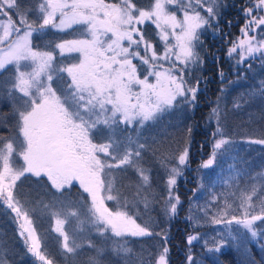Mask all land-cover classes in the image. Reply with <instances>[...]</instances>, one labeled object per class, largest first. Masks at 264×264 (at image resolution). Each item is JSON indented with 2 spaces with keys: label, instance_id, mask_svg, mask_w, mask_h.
<instances>
[{
  "label": "snow or ice",
  "instance_id": "1",
  "mask_svg": "<svg viewBox=\"0 0 264 264\" xmlns=\"http://www.w3.org/2000/svg\"><path fill=\"white\" fill-rule=\"evenodd\" d=\"M176 3L177 0H154L145 10L132 0H119L117 3H105L104 0H41L38 11L42 22L35 24L28 20L32 10L25 7L24 0H0V17L6 18L0 19V45H6L0 48V70H6L9 65L14 66L13 82L7 88V93L9 96L13 93L22 94L14 97L20 102L19 107L14 109L16 134L0 146V199L16 213L17 219L23 217V223L19 225L20 235L24 237L28 251L42 264L53 262L42 253L32 220L13 194L16 182L26 173L36 177L45 174L57 190L78 180L83 190L90 194V223L104 239L100 245L88 241L95 255L88 258L87 264H106L105 257L109 254L128 264L126 258L133 255V251L126 246L125 238L159 235L151 232L148 226L137 223L126 211L110 210L105 200L114 201L117 196H104L101 192L110 193L113 190L112 180L105 178L122 166L135 168L143 182L148 183L145 169L138 167L146 145L139 143L138 138L133 140L131 136H123L127 126L135 122L142 127L145 122L158 119L180 101H195L197 88L186 86L183 73L189 64L199 62L194 50L195 42L199 39L197 30L211 27L212 21L217 19L220 0H187L182 19H177L175 13L168 10L169 6ZM206 4L209 6L205 8ZM201 10L207 15L202 16ZM244 11L246 16H251L241 29L242 36L247 38L234 44L228 53L231 56L239 51L241 59L237 63H241L245 56L252 57L257 52L264 54V40L258 41L256 36H247L252 25L264 26V15H252L254 11L264 12V0H254L252 6ZM9 13L14 14L16 19L13 20ZM57 14L59 24L54 22ZM145 21H151L160 29L164 41L169 36L165 29H171L176 44L166 48L163 57L157 56L155 51L150 58L141 56L139 51H129L132 45L139 47L141 43L145 44V53L151 48V44L145 42L143 33L136 27ZM74 24L85 25L91 39L56 44L55 49H59L61 56L65 52H77L81 58L79 63L54 69L53 52L34 50L30 38L33 33L43 32L50 25L63 30ZM133 33H137L139 39H133ZM101 37H108L106 46ZM125 40L129 47H123L122 42ZM177 48L179 51L175 52ZM170 54L175 55L182 67L177 68L174 64L162 72L148 71L143 79L137 74V65L132 62V58L138 57L142 65H147L150 60H169ZM157 66L155 63L151 65L153 69ZM22 67L30 68V71H22ZM174 71L180 75H173ZM53 72L57 73L58 79H63L59 76L63 72L71 78L67 87L62 89L63 96L58 95L57 89L53 87ZM150 76H155V83L149 81ZM137 87L139 90H134ZM260 92L264 94V82ZM212 118L217 123L213 138H221L215 139L210 158L201 165L203 168L211 166L218 150L230 143L224 138L218 107L212 109L209 120ZM96 136L103 137L106 142L94 143L93 138ZM5 139L0 136V142ZM254 142L264 144V140ZM14 156L22 159L19 167L14 166ZM174 161L166 155L160 159L161 166L170 173L166 182L168 196L165 201L170 206L166 209L170 215L176 214L180 203L179 196H172V189L176 184L175 177L181 174L180 166L188 163L187 147ZM169 164H172L170 169ZM256 195L255 187L250 194L242 195L239 207L244 209L243 218L232 216L231 219H224L232 208L225 201L224 207L218 210L220 218L213 216L212 223L224 224L231 236L230 226L235 222L247 229L252 237H256L254 222H264V201H261L259 215H250L248 211L253 207L251 202ZM70 215L77 216L78 213L71 212ZM56 223V231L63 236V249L66 253H75L82 245L73 241L74 246H70L69 236L62 228L64 221L57 219ZM108 233H111L110 237ZM198 238L197 235H189L187 243L191 245ZM204 244L207 246L209 241L205 240ZM219 246L209 247L208 251H218ZM168 251L164 247L155 264H168ZM187 260L191 264L192 256L189 255ZM0 264L3 262L0 261ZM139 264H145L142 256ZM148 264H151V260Z\"/></svg>",
  "mask_w": 264,
  "mask_h": 264
},
{
  "label": "trees",
  "instance_id": "2",
  "mask_svg": "<svg viewBox=\"0 0 264 264\" xmlns=\"http://www.w3.org/2000/svg\"><path fill=\"white\" fill-rule=\"evenodd\" d=\"M104 1L116 3L119 0ZM231 1L233 8H228L222 14V20L220 19L222 31L224 29V32H221L223 35L216 40L212 48L208 42L211 40L207 38V48L202 47L200 50L203 65L189 74L190 78L194 77L189 86L197 84L203 88L196 95L195 101L190 103L189 108L183 105L173 108L171 112L161 115L146 127L127 126L126 131L122 133L123 136H131L134 140L138 138L139 143L146 145L138 165L148 172L149 180L145 196H139L136 170L124 167L114 171L118 178L115 179L116 188L125 196H117V200L110 201L109 205L113 207L116 202L122 204L139 224L148 226L151 232L159 234L125 238L126 246L133 251V255L126 258L128 264H139L141 256L145 264H148L149 260L151 264H155L164 247L169 250L168 264H189V255L192 256L191 264H264L263 238L255 242L247 235L233 239L220 229L222 224L212 223L213 216L220 218L218 210L224 207L225 201L231 204L232 208L224 219L239 216L243 211L239 207L241 197L247 192L250 193L253 187L257 189V195L253 196V207L249 210L261 212V201H264V179L259 178V173L264 171V144L254 142L264 140V94L260 92L264 82V57L257 56L254 60H249L237 71H240L237 75L229 71V63L224 59L215 58L223 47L234 45L240 36L239 30L245 23L241 22L242 12L248 7V3L254 0ZM40 2L41 0H24L25 7L32 10L28 15L29 22H42L38 11ZM132 2L146 9L153 0ZM9 15H12L13 20L16 19L14 14ZM258 15H264V12H259ZM73 30L74 28L46 29L32 36V47L57 54L55 45L58 41L70 38ZM257 31L258 37L264 38V26L257 27ZM144 38L149 42L156 40L154 28L150 24L145 26ZM60 76L63 79L56 76L55 85L64 87L68 80L65 75ZM2 79L0 77V136L6 139L0 142V146L8 139H13L16 134L15 105L7 93V83L1 81ZM202 82H205V85ZM213 98L218 100L224 138L230 143L218 151L211 168L202 170V162L209 158L213 151L211 131L206 126V117L212 110ZM94 138L103 140L101 136ZM186 147H189L188 163L185 167L188 170L183 174L185 179L181 177L180 184L184 188L185 183L199 178L202 187L198 193L186 192L187 196H184L182 204L177 206L176 214L170 215L164 207L167 169L161 166L160 159L166 155L173 161ZM15 191V197L32 219L44 255L52 260L53 264H87L88 258L95 255L94 250L88 246V241L100 245L104 238L90 225L88 209L91 207V200L85 192L77 186L56 191L46 178L33 176L22 178L16 184ZM71 212L78 215L72 216ZM56 218L64 221L62 226L69 236V245L74 246L73 241L82 245L75 253H66L63 249L62 237L53 227ZM14 219L13 214L0 200L1 258L6 264H36L21 241ZM107 235L110 237L111 233ZM189 235H197L199 238L189 245ZM205 240L209 241L207 246L204 244ZM221 242H227L224 251H208L209 247ZM105 261L106 264H124L110 254L105 257Z\"/></svg>",
  "mask_w": 264,
  "mask_h": 264
},
{
  "label": "rangeland",
  "instance_id": "3",
  "mask_svg": "<svg viewBox=\"0 0 264 264\" xmlns=\"http://www.w3.org/2000/svg\"><path fill=\"white\" fill-rule=\"evenodd\" d=\"M104 2H105V1H104ZM118 2H119V1H118ZM153 2H154V0H153ZM105 3H108V2H105ZM116 3H117V2H116ZM186 3H187V0H177V3L174 4V5H172V6H169V9H168V10H169V12H173V13H175V15L177 16V19H182V17H183V9H184V6L186 5ZM253 3H254V1H252L251 3H248L247 6H248V7H251ZM208 6H209V5L206 4L204 7L206 8V7H208ZM232 6H233V3H232L231 0H220V7H219V9H218V16H217V19H215V20L212 21V25H211V27H209V26H205V27H203V28L197 30V31H198V37H199V39H198V41L195 42V48H194V50H195V52L198 54L199 62L196 63V64H189V65L187 66V68L185 69L184 73H183L184 79H185V81L187 82V84H186L187 87H190V86H189V82H190L191 80L194 79V77H193V78H190V77H189V74H192L191 72H192V70H194L195 68L200 67V66L203 65V60L201 59V56H200V50H201V48H202V47H203L204 49L207 48V47H205V45L208 46V44H207V42H206L207 38H209V39L211 40V41H208V42L211 44V48H212L213 46H215V44H216V40L219 39V38L223 35V33H221V32H224V29H223V31H222V25L220 24V19L222 20V18H223V17H222V14H223L228 8H233ZM248 7H247V8H248ZM148 9H149V7L146 8L145 10H148ZM244 10H245V9H244ZM258 14H259V13L255 12V11L252 13V15H258ZM201 15H202V16H206L207 13H206L205 11L201 10ZM1 19H6V18L1 17ZM250 19H251V16H246V15H245V11H243V12H242V19H241L242 21H241V22H245V23H244L243 27H241V29H243V28L245 27V24H246ZM54 22H55L56 24H59V14H57V17H56V19H55ZM147 24H150V25L154 28V31H155V34H156V38H155L156 40H155L154 42H149V41H147V40L144 38V39H145V42L151 44V48L148 49L147 53H145V44H144V43H141L139 47H137L136 45H132V46L129 48V51H130V52L139 51V52H140V55H141V56H145L146 58H150V57L152 56V52L155 51V53L157 54V56H159V57H163V55H164V53H165V49H166V48H171L173 45L176 44V41H175L174 36L171 35V29H165L166 31L169 32V36H168V40H167V41H164L163 39H161V32H160V29H158V28L155 26V24H153L151 21H145L144 24H137L136 27H137V28L140 30V32L143 33V35H144V29H145V26H146ZM228 24H229V23H228ZM232 26H233V25H232ZM50 28H51V29H55V30H62V29H60V28H54V27H52L51 25L48 26L46 29H50ZM71 28H72V29L74 28V30H73V32H72L70 38H68V39H66V40H63V41H61V42L58 41L57 44H59V43H63V42L68 41V40L91 39L90 34L87 33V30H86V26H85V25L74 24V25H72ZM71 28H65V30H66V29H71ZM46 29H44V30H46ZM241 29L239 30V35H240V36L238 37V39L235 41L234 44L239 43V41H240L241 39H246V38H247V37H245V36H242V34H241ZM63 30H64V29H63ZM177 31H179V30L177 29ZM0 34H2V32H0ZM21 34H22V33H21ZM35 34H37V33H33V35H35ZM257 34H258L257 26H256V25H252V30H251V31H248L247 36H248V37L256 36V39H257L258 41H259V40H264V38H260V37H258ZM33 35H32V36H33ZM110 35H111V34H109V36H110ZM216 37H217V38H216ZM14 38H15V37H11V39H14ZM214 38H216V39H215V40H212V39H214ZM30 39H31V44H32V37H31ZM101 39L105 41V46H106V44H107V42H108V37H101ZM133 39H139V35H138L137 33H133ZM122 43H123V47H129V44H128V41H127V40L123 41ZM4 47H6V45H0V48H4ZM232 47H233V45H232L231 47H228V48H227V47H226V48L223 47V49H221V51L218 52L217 57H215V58H217V60L224 59V61H226L227 63H229V71H230V72H233L234 75H237V74L240 72V71H239V72H237V71H238V70H239V69H240L245 63H247L249 60H254L257 56L260 57V58H263V57H264V54H262L261 52H257V53H254L252 57L245 56L244 59H243V61H242L241 63H237V61H240L241 56H240L239 51H237L236 53H233L231 56H229V54H228V53H229V49L232 48ZM33 49H34V48H33ZM34 50H37V49H34ZM37 51H45V50H37ZM174 51H175V52H178L179 49L177 48V49H175ZM0 54H2V53H0ZM53 57H54V60H53V68H54V69L66 68V67H68V66H70V65H72V64L79 63V60H80V58H81L80 53H77V52H73V53H67V52H65V53L63 54V56H61V55L59 54V49H57V54L53 53ZM130 58H132V57H130ZM58 59H59V60H58ZM132 62H133L134 64L137 65V74L139 75V77H140L141 79H143L144 76L147 75V72H148V71H161V72H162L164 69L172 68L174 64H175V66H176L177 68L182 67V65L180 64V62L176 60V57H175L174 54H170V59H169V60H164V59H159V60H156V61H152V60H150V61H149V64H147V65H142L138 57H137V58H132ZM153 63H155L156 65H158V66H157L156 68H154V69L151 67V65H152ZM21 70H22V71H30V68H23V67H22ZM14 74H15V73H14V66H11V65L7 66L6 70H0V77L3 78L1 81L6 82V83H7V86L10 87V86H11V83L13 82ZM52 74H53V76H54L53 87L57 89V94H58V95L63 96L64 93L62 92V89L66 88L67 85L64 86V87L56 86V85H55V79H56L57 73H56V72H53ZM172 74H173V75H177V76L180 75V73L177 72V71H174ZM60 75H65V76H66V79L68 80V83H70V79H71V78L68 76V74H67L66 72L59 73V76H60ZM221 76H223V75H221ZM189 78H190V79H189ZM155 80H156L155 76H150V77H149V81H150V82L155 83ZM202 84L205 85V82H202ZM193 87H196V88H197L196 95H197L200 91H202V89H203L201 86H198L197 84L194 85ZM134 90H139V89H138V87H137V88H135ZM17 95H22V94L13 93L12 96H9L10 99H11V102H12V103L14 102L13 105H15V108H16L17 106L19 107V104H20V102H19L18 99H14V97L17 96ZM203 97H204V95H203ZM190 98H191V97H190V94H189V99H190ZM178 100H180V98H178ZM217 102H218L217 98H213V99H212V103H213V107H212V109L218 107ZM192 103H193V102H192ZM182 105H183L184 107H186V108H189V107H190V106H189L190 103H185V102H183V101H180V102L177 103L173 108H177L178 106H182ZM173 108L170 109V110H168V111H166V112H164L163 114H168L169 112H171V111L173 110ZM218 108H219V107H218ZM211 111H212V110H211ZM211 111H210V113H211ZM210 113H209V115H210ZM163 114H161V115H163ZM161 115H160V116H161ZM209 115L206 117V126L210 129V131H211V135H212L213 132H215V130H216L217 123H216L215 118H212L211 120H209ZM156 120H157V119H156ZM156 120L145 122V124H144L143 126L146 127V125L153 124V122H155ZM129 126H133L134 128H135V127H139V128L141 127V126H139V125H138L137 123H135V122H134L132 125H129ZM143 126H142V127H143ZM121 127L123 128L124 125H121ZM219 138H221V137L217 136L215 139H219ZM215 139L213 138V135H212V136H211L212 150H213V145H214V143H215ZM133 140H134V138H133ZM6 142H7V141H5L4 143H6ZM93 142L99 144V143H104V142H106V141H105L104 138H103V140H96L95 138H93ZM14 143H15V141H14ZM2 144H3V143H2ZM2 144H1V146H2ZM187 149H188V153H189V147H187ZM218 151H219V150H218ZM182 152H183V151H182ZM182 152H180V153H182ZM180 153H179V154H180ZM209 158H210V157H209ZM209 158H207L205 161H207ZM13 159H14V161H15L14 166L19 167L20 164L22 163V159L19 158V157H16V156H14ZM110 162H111V161H110ZM174 162H175V161H174V159H173V163H174ZM203 162H204V161H203ZM203 162H202V163H203ZM201 165H202V164H201ZM171 166H172V164H169V169H170ZM124 167H125V166H122V167L119 168V169H114V170L112 171V173H111V176L105 178L106 180H107V179H111V180H112V182H113V190H112L110 193H109V192H103V191H102V192H101V195H104V196H107V195H113V196H125V195H123L122 193L120 194L119 189L116 188V185H115V184H116L115 179H116L117 177L115 176V173H114V171H118V170H120V169H122V168H124ZM138 167H142V166L138 165ZM185 167H186V166H180V173H181V174L175 177V178H176V184L173 186V189H172V196H174V197H175V196H179V198H180V203H179V204H182L183 199H184L183 197H184V196H187V193H186V192L191 191L192 193H194V192L198 193V192L200 191L201 187H202V185L200 184V180H199V178L196 179V180L193 179L194 181H191V182L185 183V184H184V188H183V186H181V184H180V179H181V177H182L183 179H185V177L183 176V174H184L185 171L188 170V169L185 168ZM211 167H212V165L209 166L208 168H203V167H201V169L204 170V169H209V168H211ZM132 168H133V167H132ZM134 169H135V168H134ZM135 170H136V169H135ZM136 173H137V171H136ZM166 173H167V180H168V178H169V174H170L168 169H167ZM145 174L149 177L147 171H145ZM137 175H138V180H139V181H138V186H139V189H138V191H139V196H145L147 183H144V182H143V180L140 178V176H139L138 173H137ZM26 176H33V177H36V176L32 175L31 173H26L23 177H21V178L16 182V184H18L19 181H20L22 178L26 177ZM194 176H195V175H194ZM40 177H44V178H46V179L48 180L47 176H46L45 174H43V173L41 174ZM40 177H36V178H40ZM259 178H260V180H263V179H264V171H262L261 173H259ZM117 180H118V178H117ZM48 181H49L50 185L52 186L51 181H50V180H48ZM119 183H120V182H119ZM15 186H16V185H15ZM72 186H77L81 191L85 192V191L83 190V188L80 186L78 180H73L72 183H71V185H65V187H64L63 189H61V190H57V189H55L53 186H52V187H53L56 191H63V190H69L70 187H72ZM13 194H14V196H16L15 188L13 189ZM85 194H86V196H88L89 199L91 200V196H90V194L87 193V192H85ZM246 194H250V193L247 192ZM244 195H245V194H244ZM167 196H168V186H167V194H166V196L164 197V203H165V201H166ZM180 196H181V197H180ZM0 200L3 202L2 199H0ZM114 201H115V200H114ZM90 202H91V201H90ZM109 202H110V200H105V205H106L110 210H112V211H117V210H119V211H126V210L124 209V207H123L122 204L116 202L115 206L111 207V206L109 205ZM172 202L174 203L175 200H173ZM3 204L7 207V205H6L4 202H3ZM179 204H178L177 206H179ZM164 207H165V211H166V209H167L168 207H170V206L167 205V204L165 203ZM7 208H8V207H7ZM8 209L10 210V212L13 214V216H14V218H15L14 220H15V223H16V226H17L18 233H19V235H20V227H19V225H20L21 223H23V217H21L20 219H17V218H16V213L12 212V210H11L10 208H8ZM22 210L25 211V212H27L23 207H22ZM243 211H244V209H243ZM243 211L240 212L239 216H236L238 219L243 218ZM248 211H249L250 215H259V214H260V212H255V211H253V210H249V209H248ZM126 212H127V211H126ZM166 212H167V211H166ZM27 213H28V212H27ZM127 213H128V212H127ZM167 213H168V212H167ZM128 215L132 216V217L135 219V217H134L133 215H131V214H129V213H128ZM28 217L31 219V217H30L29 214H28ZM31 220H32V219H31ZM135 220H136V219H135ZM56 222H57V218L55 219V221H54V223H53V227H54L55 230H56V228H57V223H56ZM136 222H137V221H136ZM137 223H138V222H137ZM90 225H91L92 228H95L92 224H90ZM32 227H34V226H33V223H32ZM62 228H63V226H62ZM254 228H255V230L257 231V236H256V237H252V236H251V233L248 232L247 229H244L242 226L237 225V224H235V222H233V224L230 226L231 236H232V237H235V239H239V238L244 237L245 235H247V236L249 237V239H250L251 241H253V242L257 241L259 238H261V239L263 238V239H264V222H262V221H256V222H254ZM95 229H96V228H95ZM220 229H223V230H224L226 236H230V235H229V228H226V226H225L224 224H222V225L220 226ZM63 231H64V230H63ZM58 233H59V232H58ZM59 234H60V233H59ZM25 235H27V233H25ZM60 236H61V235H60ZM61 237H62V244H63V236H61ZM20 238H21V241L23 242V244L26 246V248H27V250H28V245L25 244V239H24V237L20 235ZM196 241H197V240H194L192 243H194V242H196ZM29 243H30V241H29ZM262 243H264V241H262ZM217 245H220V246H219V250H218V251L214 250V251H211V252L219 253V252H221V251H224V250L226 249V247H227V242H221V243H218ZM214 247H215V246H214ZM40 248H41V246H40ZM41 251H42V250H41ZM42 253H43V251H42ZM43 254H44V253H43ZM30 255H31V258H33V260L36 262V264H42V262H41L37 257H35L32 253H30ZM0 261H2L3 264H6L5 261H4V259L1 258V255H0Z\"/></svg>",
  "mask_w": 264,
  "mask_h": 264
}]
</instances>
